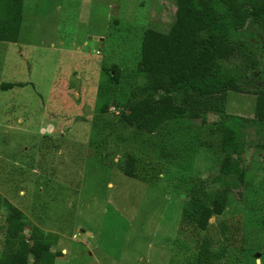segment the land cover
I'll use <instances>...</instances> for the list:
<instances>
[{
    "label": "rangeland",
    "instance_id": "obj_1",
    "mask_svg": "<svg viewBox=\"0 0 264 264\" xmlns=\"http://www.w3.org/2000/svg\"><path fill=\"white\" fill-rule=\"evenodd\" d=\"M21 10L17 40H0V84L26 83L0 90V258L24 238L28 264L46 243L60 252L53 264H264V21L246 20L222 61L242 91L146 132L119 117L145 93L134 75L142 34L168 30L175 0H22ZM222 113L242 117V153L231 154L242 179L201 229L189 214L221 188ZM128 157L134 177L119 168ZM7 203L25 217L20 233L6 231Z\"/></svg>",
    "mask_w": 264,
    "mask_h": 264
},
{
    "label": "trees",
    "instance_id": "obj_2",
    "mask_svg": "<svg viewBox=\"0 0 264 264\" xmlns=\"http://www.w3.org/2000/svg\"><path fill=\"white\" fill-rule=\"evenodd\" d=\"M21 8L22 0H0V40L17 39ZM254 19L264 21V0H175L174 17L168 30L146 29L142 34L134 75L142 73L145 76L141 85L145 93H140L139 99L127 105L119 120L152 132L162 122L185 114L188 107L197 113L200 107H211V98L227 90L242 91L241 73L228 68L222 61L234 53L243 23ZM25 84L6 82L0 84V89ZM255 117V123L263 127L264 88L256 92ZM241 120L238 115L222 113L217 122L216 129L222 134L220 148L225 155L214 179L221 188L189 214L192 219L195 211L196 219L192 223L198 228H204L210 216L221 212L227 191L242 179V169L231 157L232 153H242ZM128 158L127 165L119 168L123 174L134 177V159ZM231 176L233 180L228 179ZM6 206V231L22 232L27 225L23 213L10 203ZM207 244L198 245V262L207 257ZM10 250L9 256L0 258V264H28L29 249L24 238L17 239ZM59 254V251L50 253L48 243L43 244L31 264H53L54 257Z\"/></svg>",
    "mask_w": 264,
    "mask_h": 264
},
{
    "label": "crops",
    "instance_id": "obj_3",
    "mask_svg": "<svg viewBox=\"0 0 264 264\" xmlns=\"http://www.w3.org/2000/svg\"><path fill=\"white\" fill-rule=\"evenodd\" d=\"M16 40H17V39H16ZM16 40H15V41H16ZM15 41H14V42H15ZM7 42H8V41H7ZM10 42H11V41H10ZM13 82H19V81H13ZM0 90H1V89H0ZM18 120H19V119H18Z\"/></svg>",
    "mask_w": 264,
    "mask_h": 264
}]
</instances>
